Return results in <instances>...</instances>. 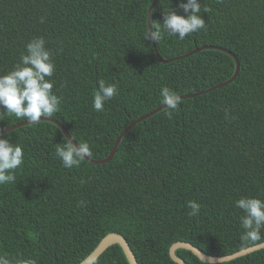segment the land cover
Returning a JSON list of instances; mask_svg holds the SVG:
<instances>
[{
	"label": "trees",
	"instance_id": "1",
	"mask_svg": "<svg viewBox=\"0 0 264 264\" xmlns=\"http://www.w3.org/2000/svg\"><path fill=\"white\" fill-rule=\"evenodd\" d=\"M153 0H0V74L19 62L25 44L43 36L53 53V93L62 98L56 119L91 159L109 156L128 123L157 108L167 86L179 96L228 80L234 60L201 48L162 63L145 39ZM180 0H158L150 23H162ZM186 2V0H185ZM202 30L180 40L155 42L163 58L202 46L230 50L239 71L228 83L180 98L120 137L106 162L84 160L65 168L55 155L66 138L41 120L5 132L22 146L16 182L0 185V254L37 264H78L109 232L121 234L139 264H177L172 243L188 241L207 255H226L264 241H244L235 206L241 197L264 199V0H200ZM44 22H40V18ZM115 83L118 95L105 111L92 108L98 81ZM26 120V119H25ZM23 121V120H22ZM0 108V129L16 124ZM75 141V142H76ZM201 205L193 216L187 201ZM187 264H264V247L221 263L176 250ZM92 264H128L118 244Z\"/></svg>",
	"mask_w": 264,
	"mask_h": 264
},
{
	"label": "clouds",
	"instance_id": "2",
	"mask_svg": "<svg viewBox=\"0 0 264 264\" xmlns=\"http://www.w3.org/2000/svg\"><path fill=\"white\" fill-rule=\"evenodd\" d=\"M177 7L183 14L169 11L163 15L162 23L152 25L146 29L145 39L160 41L166 33L169 37L176 36L180 40L202 30L206 31V22L201 12L208 13L211 8H201L200 0H180ZM44 22V18H40ZM43 36L34 37L25 44L26 52H22L19 62L12 70L0 74V108L17 121L27 120V124L37 125L41 117H53L59 110L62 98L53 93L54 81L48 79L55 71L52 51L46 48ZM98 90L93 96L92 108L96 112L105 111V104L118 95L115 83L99 80ZM160 96L167 108L165 113L169 118L178 110L180 96L174 90L165 86L160 90ZM74 138L57 143L55 155L61 160L63 167H79L80 164L92 156L91 146L87 141L74 143ZM22 146L11 142L8 134L0 133V185L16 182L15 170L24 162ZM235 206L243 210L240 218L243 229L241 239L244 241H258L264 232V199L259 197H241ZM191 215L200 212L201 205L195 200L187 201ZM0 264H37L34 258H9L0 254Z\"/></svg>",
	"mask_w": 264,
	"mask_h": 264
},
{
	"label": "water",
	"instance_id": "3",
	"mask_svg": "<svg viewBox=\"0 0 264 264\" xmlns=\"http://www.w3.org/2000/svg\"><path fill=\"white\" fill-rule=\"evenodd\" d=\"M158 0H153L151 2V4L148 7V10L146 12V24L147 27L151 26L150 24V10L152 9V7L155 5V3ZM152 45H153V50L154 53L156 55V57L158 58V60L162 63H167L170 62L172 60L181 58L185 55H188L192 52L198 51L201 48H214V49H218V50H222L224 52H226L227 54H229L233 60H234V72L233 75L226 81H224L223 83H219L216 84L210 88L195 92V93H190V94H184L181 95L180 98H187V97H192L204 92H207L213 88L216 87H220L226 83H228L229 81H232L235 76L237 75L238 71H239V61L237 59V57L234 55V53H232L230 50L219 47V46H202L200 48H196L194 50H192L191 52L182 54L180 56H175V57H170V58H163L160 56V54L158 53V50L156 48V44L155 41H152ZM165 104H161L160 106H158L157 108L141 115L140 117L136 118L135 120H132L128 123V125L120 132V134L116 137L115 141H114V145L110 151V154L108 157L104 158V159H99V160H95V159H91V158H86V160H89L91 162L97 163V162H106L110 159V156L114 153L115 151V146L118 143V141L120 140V137L122 136V134H124L126 131H128L135 123H138L140 120L145 119L146 117H149L151 114L155 113L156 111L160 110L161 108H164ZM41 120H48L52 123H54L55 125L58 126V128L62 131L63 135L65 136L66 139H71V136L69 135L68 131L54 118L52 117H41ZM27 124V120H23L21 122H18L16 124L4 127L3 129H0V133H5L7 131H10L11 129H14L16 127H20L22 125ZM74 143H76L75 141H73ZM113 244H118L120 246V248L122 249L123 254L125 255L126 260L128 261V264H139L136 260V257L134 255V253L132 252L127 240L119 233H115V232H109L106 235H104L99 242L97 243V245L95 246V248L82 260L80 261L78 264H92L103 252L104 250H106L109 246L113 245ZM264 247V241L259 242L257 244L251 245L249 247L240 249L236 252H233L231 254H226V255H207L205 253H203L201 250H199L195 245H193L192 243L188 242V241H176L174 243L171 244V246L169 247L168 253L170 258L176 262L177 264H187L182 258H180L179 256H177L176 254V250L178 248H183V249H187L189 251H191L199 260L203 261V262H208V263H221V262H226V261H230L231 259H234L236 257L245 255L249 252H252L254 250L260 249Z\"/></svg>",
	"mask_w": 264,
	"mask_h": 264
}]
</instances>
